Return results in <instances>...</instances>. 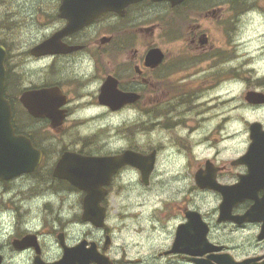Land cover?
<instances>
[{"label": "flooded vegetation", "instance_id": "af4514ba", "mask_svg": "<svg viewBox=\"0 0 264 264\" xmlns=\"http://www.w3.org/2000/svg\"><path fill=\"white\" fill-rule=\"evenodd\" d=\"M62 4L0 0L3 98L41 154L0 179V264H264V0L116 3L73 32Z\"/></svg>", "mask_w": 264, "mask_h": 264}, {"label": "water", "instance_id": "95a60500", "mask_svg": "<svg viewBox=\"0 0 264 264\" xmlns=\"http://www.w3.org/2000/svg\"><path fill=\"white\" fill-rule=\"evenodd\" d=\"M138 0H92V1H84L87 5L92 6L95 5L94 8H88L90 11V15L85 16V19H89L90 21L95 18L93 14H102L106 11L112 10V6L115 3L128 4L131 2H136ZM159 1H168V0H159ZM172 1V0H169ZM63 4H70V0H64ZM72 22H79L80 19H71ZM81 22L83 21L81 19ZM158 51L153 50L149 54V60H157L159 58ZM5 59V51L0 47V178L4 180H9L16 176L33 172L41 158V155L36 152L28 139L24 137H16L13 135L11 124H10V114L3 113L2 108H6V105L2 99V91L4 86V68L3 62ZM258 102H264V98L258 100ZM70 161L67 156H64L60 161L58 167L65 162ZM90 159L80 160V164L91 163ZM102 162H106L108 166L111 167V172H114L116 168L124 164H134V156L127 152L124 155L112 158L108 160H101ZM80 165V177H86L89 172L88 169L81 168ZM57 171V170H56ZM77 172V170H74ZM69 179V177H67ZM68 255L61 259L59 262L53 264H69L71 260L68 259Z\"/></svg>", "mask_w": 264, "mask_h": 264}, {"label": "rangeland", "instance_id": "374dc122", "mask_svg": "<svg viewBox=\"0 0 264 264\" xmlns=\"http://www.w3.org/2000/svg\"><path fill=\"white\" fill-rule=\"evenodd\" d=\"M12 5L14 6V4H12ZM228 155H231V153L229 152ZM19 182H20V188H22V189H25V188H35L36 189L37 196H33V200L31 201V203H33V204H43L45 202H50L52 199L60 201V199L58 197H54V198L48 197L49 195H47L46 193L39 190L38 189L39 186H37L36 184H35V186H32L33 180H29L28 178H23ZM62 197L64 198V196H62ZM62 197H60V198H62ZM68 198L70 200L72 197H68ZM69 200H66L64 202V204L69 203ZM73 214H71L69 216H72Z\"/></svg>", "mask_w": 264, "mask_h": 264}]
</instances>
